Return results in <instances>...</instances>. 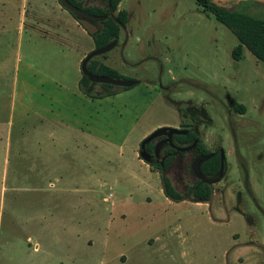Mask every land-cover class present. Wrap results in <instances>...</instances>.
I'll use <instances>...</instances> for the list:
<instances>
[{"label": "rangeland", "instance_id": "1", "mask_svg": "<svg viewBox=\"0 0 264 264\" xmlns=\"http://www.w3.org/2000/svg\"><path fill=\"white\" fill-rule=\"evenodd\" d=\"M118 9L132 18L97 58L140 83L86 109L75 84L93 38L59 0H0V264H264V63L246 48L234 60L237 37L195 0H122ZM233 9L264 20L252 0ZM32 101L73 123L96 114L97 136L127 140L124 158L115 149L91 161L34 156L36 119L20 121ZM161 127L197 130L209 152L223 150L209 203L170 201L160 172L140 159L141 142ZM198 154L178 152L165 172L181 193L196 180Z\"/></svg>", "mask_w": 264, "mask_h": 264}, {"label": "trees", "instance_id": "2", "mask_svg": "<svg viewBox=\"0 0 264 264\" xmlns=\"http://www.w3.org/2000/svg\"><path fill=\"white\" fill-rule=\"evenodd\" d=\"M69 3L79 8L86 14L93 17H104L101 21V29L97 35H90L93 38L95 44V50L105 47L110 42L120 37L121 29L128 23L129 14L126 10H119L118 7L122 0H112L106 5H91L84 6L81 0H67ZM198 6H201L204 11L212 14L216 21L227 27L237 37L239 45L233 51V59L236 61L241 60L242 51L246 48L251 52L258 60L264 63V20L257 18L249 14L246 10L233 9L228 7L226 3L214 2L213 0H195ZM235 4H233L234 6ZM116 13V15H114ZM72 15V14H71ZM76 20L77 18L72 15ZM104 55L103 57H106ZM88 69L94 75L97 76H111L115 78H121L120 73L113 67L101 62L98 58L90 61ZM79 87L83 90V93L91 99H104L106 97L119 94L118 91H111L114 86L102 85L106 91L105 94L95 95L93 91H90L91 82L82 74V78L79 82ZM88 88V90H84ZM130 88H122L123 91H127ZM244 109V108H243ZM241 114L244 113L242 110ZM198 139L195 132L189 131L187 135L176 136L175 142L179 146H188ZM149 150L152 153V145L149 146ZM197 150L200 155L207 156L211 154L206 146L200 140ZM176 151L173 149L166 150L168 158L164 161L163 165L155 164L150 161H145L140 155V159L147 162V164L155 167L161 174L162 189L167 199L172 202L180 203L186 200H193V202L209 203L213 196L212 187L204 183L201 180H197L189 187V192L181 193L174 186L172 180L165 175V172L171 167ZM221 169V158L217 153L214 157L206 160L201 166V173L204 176H216Z\"/></svg>", "mask_w": 264, "mask_h": 264}, {"label": "crops", "instance_id": "3", "mask_svg": "<svg viewBox=\"0 0 264 264\" xmlns=\"http://www.w3.org/2000/svg\"><path fill=\"white\" fill-rule=\"evenodd\" d=\"M130 18H132V16L129 13V19ZM6 33V31H0V37H2L1 35L3 34L5 35ZM22 34V30L20 29L19 40L21 46L18 40V44L20 47H22L23 44ZM79 82L80 79L77 78L75 84V90L77 93H79L80 89ZM59 85V88H65L61 86L60 83ZM121 94L122 93L120 92L119 94L114 96L117 97ZM79 95L80 99L86 101L84 102L83 106V108L86 106V109L88 106L91 107V105H93V103L98 100L88 98L80 93ZM110 97H106L104 99H108ZM28 104L27 106H24L25 110L21 112L22 114L20 121L27 114L29 115V117H35L34 121L36 119V123L31 129V147L36 148L37 150L36 153H34V156L39 158H47L52 156V154H55L53 152H61L60 155L62 156L72 154L73 156L84 157L85 159H87V161H91L90 158H92L93 156L100 155L102 154V152L108 154V152L115 149L118 151L121 158H124L125 147L128 143L127 140L118 145L110 139H104L100 136H97L92 130V126L90 124L93 121V116L96 114H90L86 116L84 113L81 116L82 120H84L82 123H73L69 118L65 116V114H62L61 112L55 114L54 112H52V110L54 109L52 103H48L47 107L38 102L34 103L33 101Z\"/></svg>", "mask_w": 264, "mask_h": 264}, {"label": "water", "instance_id": "4", "mask_svg": "<svg viewBox=\"0 0 264 264\" xmlns=\"http://www.w3.org/2000/svg\"><path fill=\"white\" fill-rule=\"evenodd\" d=\"M104 1H108L110 3L112 0H104ZM256 1L264 4V0H256ZM59 2L65 10H67L70 14L74 15L77 18V21L79 22V24L86 30V32L88 34L94 36L100 32L101 28H99L98 23L103 21L105 19L104 17L90 16V15L86 14L85 12H83L82 10H80L79 8L72 5L71 3H69L67 0H59ZM118 44H119V39H115L114 41H112L108 45H106L105 47H102L100 49H96V50L92 51L83 60V62L81 64V71H82V74L84 76H86L91 82L90 91L94 90V87L97 84L98 85H103V84L104 85H111V86L119 87V88H132V87H134L140 83L139 81H135V80H124L121 78H115V77H111V76H97V75H94L92 72H90V70L88 69V65H89L90 61H92L93 59H95L97 57L104 56V55L108 54L113 49H115ZM188 133H189V130H186V129L180 130V129L171 128V127H161L159 129L155 130L152 134H150L147 138H145L142 141V143H141L142 150L140 151V155L144 158L145 161H149V158L144 153L143 148L147 144L151 143L153 140L161 138V137H164L165 139L156 145L155 152H154L155 158L159 157L162 146L166 143H169V145L173 149H175L177 152H182V153L190 152L197 147L198 142H199L198 139H196L192 144H190L188 146H184V147L178 146L174 143V138L176 136H184V135H187ZM221 152H222L221 153L222 154L221 169H220L218 176L212 181H209V180L204 178V176L202 175V173L200 171V167H201L203 162L214 157L215 154L202 156L196 160V162L194 164V169H195L198 177L201 180H203L204 182L216 183V182H219L224 177L225 155H224L223 150Z\"/></svg>", "mask_w": 264, "mask_h": 264}, {"label": "flooded vegetation", "instance_id": "5", "mask_svg": "<svg viewBox=\"0 0 264 264\" xmlns=\"http://www.w3.org/2000/svg\"><path fill=\"white\" fill-rule=\"evenodd\" d=\"M214 2H217L216 0H213ZM254 3H257V4H259V5H264V4H262V3H260V2H258V1H256V0H252ZM106 2H108V1H106ZM240 2V0H229V2H224V3H226V5L228 6V7H233V4H237V3H239ZM221 3H223V2H221ZM98 24H101V22H99ZM93 91V90H92ZM192 132H195L196 133V135L198 136V132H197V130H194V131H192ZM176 138V137H175ZM175 138H174V143L176 144V142H175ZM165 138L164 137H161V138H159V139H155V140H153L151 143H149V144H147L143 149H144V153L146 154V156H148V158H149V161L150 162H152V163H155V164H160V165H163L164 164V161L168 158V155L166 154V150H168V149H173L170 145H169V143H166V144H164L163 146H162V149H161V151H160V155H159V157L158 158H155V156H154V152H155V148H156V145L159 143V142H161L162 140H164ZM196 140V139H195ZM194 140V141H195ZM198 140L200 141V139L198 138ZM142 143V142H141ZM198 144H199V142H198ZM150 145H152V153L150 152V150H149V146ZM176 145H178V144H176ZM179 146V145H178ZM197 147H198V145H197ZM197 147L195 148L196 150H197ZM194 149V150H195ZM142 150V147H141V145H140V151ZM173 150H175V149H173ZM176 151V150H175ZM193 151V150H192ZM198 151V150H197ZM222 150H220V152H219V156H220V158H221V162H222V152H221ZM191 152V151H190ZM178 152L176 151V153L174 154L175 156H176V154H177ZM182 153V152H181ZM199 153V152H198ZM161 154H163L164 156H163V158H161L160 156H161ZM211 154H215L216 155V153H211ZM210 155V154H209ZM202 156H204V155H200V154H198V157L195 159V161H194V163H193V172H194V174H195V176H196V180H195V182L197 181V180H201L199 177H198V175H197V173H196V171H195V169H194V164H195V162H196V160L198 159V158H200V157H202ZM176 157H174V159H175ZM204 163V162H203ZM202 163V164H203ZM173 164V163H172ZM202 166V165H201ZM170 169V168H169ZM168 169V170H169ZM167 170V171H168ZM225 170H226V160H225V169H224V172H225ZM200 171H201V167H200ZM220 172V171H219ZM219 174V173H218ZM218 174L216 175V177L218 176ZM203 175V174H202ZM224 175H225V173H224ZM204 176V175H203ZM212 177V176H211ZM215 177V178H216ZM204 178L205 179H207V180H209V181H212V180H214L215 178H210L209 176H204ZM201 181H203V180H201ZM194 182V183H195ZM204 182V181H203ZM204 183H206V184H208L209 186H211V185H213V184H215V183H208V182H204ZM217 183V182H216ZM212 187V186H211Z\"/></svg>", "mask_w": 264, "mask_h": 264}]
</instances>
